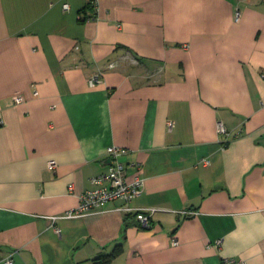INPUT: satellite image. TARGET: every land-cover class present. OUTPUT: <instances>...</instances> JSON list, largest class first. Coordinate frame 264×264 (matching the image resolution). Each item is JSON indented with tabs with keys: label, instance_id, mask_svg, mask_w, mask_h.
<instances>
[{
	"label": "crops",
	"instance_id": "1",
	"mask_svg": "<svg viewBox=\"0 0 264 264\" xmlns=\"http://www.w3.org/2000/svg\"><path fill=\"white\" fill-rule=\"evenodd\" d=\"M113 145L141 170L129 206L167 211L51 220ZM116 244L111 264H264V0H0V264Z\"/></svg>",
	"mask_w": 264,
	"mask_h": 264
},
{
	"label": "built area",
	"instance_id": "2",
	"mask_svg": "<svg viewBox=\"0 0 264 264\" xmlns=\"http://www.w3.org/2000/svg\"><path fill=\"white\" fill-rule=\"evenodd\" d=\"M62 8L64 10L69 9V5L64 3ZM239 18V12L236 11L234 19L237 21ZM91 19L87 17L86 20ZM119 29L120 25H116ZM109 67H113L112 64ZM98 75H94L89 80L91 86L98 82ZM36 94V92H34ZM24 98L21 95L13 97L14 104L21 103ZM173 126L172 122H168V129L171 130ZM217 132L219 134L228 135V132L221 121L217 122ZM127 149L119 146H110L106 149L105 155L109 161L107 164V171L105 173L93 176L90 178L92 188L84 191L78 197V205L76 208L71 209L63 213L62 215L53 216L51 220L61 219H74L85 217L90 214L98 213L104 209V207L114 201H122L123 205L119 208L124 212L133 213L142 227H149L150 220L154 214L158 212H166L165 209L160 208H132L129 203L137 197L143 188V178L140 175V167L136 164L126 165L122 161V157L127 154ZM204 165L208 164V160L202 161ZM56 163L54 160H50L47 163L49 169H54ZM130 169V170H129ZM71 190V188H70ZM184 216H190L195 214L194 211H179ZM171 244L176 246L177 240L172 239ZM220 244L219 241L215 243ZM1 264H13L11 255L1 261ZM220 264H245L244 261H240L234 258H225Z\"/></svg>",
	"mask_w": 264,
	"mask_h": 264
},
{
	"label": "trees",
	"instance_id": "3",
	"mask_svg": "<svg viewBox=\"0 0 264 264\" xmlns=\"http://www.w3.org/2000/svg\"><path fill=\"white\" fill-rule=\"evenodd\" d=\"M123 251L121 244H116L112 250L108 253H102L97 258H95L94 264H111L114 259H116Z\"/></svg>",
	"mask_w": 264,
	"mask_h": 264
},
{
	"label": "water",
	"instance_id": "4",
	"mask_svg": "<svg viewBox=\"0 0 264 264\" xmlns=\"http://www.w3.org/2000/svg\"><path fill=\"white\" fill-rule=\"evenodd\" d=\"M106 162H107V164H108L109 161L107 160Z\"/></svg>",
	"mask_w": 264,
	"mask_h": 264
}]
</instances>
